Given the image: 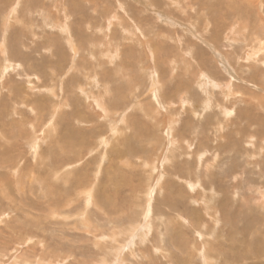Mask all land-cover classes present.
<instances>
[{"label": "rangeland", "instance_id": "1", "mask_svg": "<svg viewBox=\"0 0 264 264\" xmlns=\"http://www.w3.org/2000/svg\"><path fill=\"white\" fill-rule=\"evenodd\" d=\"M0 45V264H264V0H0Z\"/></svg>", "mask_w": 264, "mask_h": 264}, {"label": "bare ground", "instance_id": "2", "mask_svg": "<svg viewBox=\"0 0 264 264\" xmlns=\"http://www.w3.org/2000/svg\"><path fill=\"white\" fill-rule=\"evenodd\" d=\"M58 1H59V0H58ZM63 3H64V2H63ZM64 6H65V4H64ZM63 12H64V11H63ZM7 15H8V14H7ZM65 15H66V14H65ZM10 16H11V15H10ZM8 17H9V16H8ZM3 18H5V17H3ZM6 18H7V17H6ZM66 19H68V18L66 17ZM5 20H6V19H4V21H5ZM9 20H10V22H11V19H9ZM4 21H3V22H4ZM7 21H8V20H7ZM8 22H9V21H8ZM12 22H13V20H12ZM12 22H11V23H12ZM55 26H56L57 28H59L58 25H55ZM55 26H54V27H55ZM61 26H62V25H61ZM61 26H60V29H61ZM56 27H55V29H56ZM65 27H67V26H65ZM65 27H64V28H65ZM213 27H214V26H213ZM53 29H54V28H53ZM62 29H63V28H62ZM65 32H66V30L64 31V33H65ZM67 32H68V31H67ZM67 32H66V34H67ZM69 32H70V31H69ZM66 37H67V36H66ZM68 38H69V37H68ZM69 39H70V38H69ZM69 41H72V39H71V40H68L67 43H68ZM1 44H3V43H1ZM72 44H73V43H72ZM2 46H3V45H0V48H2ZM67 46H68V45H67ZM73 46H74V45H73ZM260 46H261V45H260ZM68 47H69V46H68ZM263 48H264V47H263ZM71 49H74V48H71ZM2 50H3V48L1 49V51H2ZM4 50H5V49H4ZM4 50H3V51H4ZM6 50H7V49H6ZM1 51H0V52H1ZM3 51H2V53H3ZM75 52H76V51H75ZM259 52H260V51H259ZM77 53H78V52H77ZM2 55H3V54H2ZM250 55H252V54H250ZM256 55H257V54H256ZM2 57H3V56H2ZM7 58H9V57L7 56ZM6 63H7V61H6ZM9 63H10V62H9ZM263 64H264V62H263ZM10 65H11V64H10ZM2 66H3V64H2ZM8 66H9V65H8ZM263 67H264V66H263ZM22 68H23V67H22ZM11 70H12V69H11ZM8 71H9V69H8ZM17 71H18V70H17ZM25 75H26V74H25ZM21 76H22V75H21ZM23 77H24V76H23ZM1 78H2V76H1ZM208 79H209V78H208ZM208 79H207V80H208ZM0 81H1V80H0ZM30 81H31V80H30ZM93 81H94V80H93ZM96 83H97V82H96ZM208 83H210V82L208 81ZM208 83H204V84H206V85L208 86ZM204 84H203V85H204ZM212 84H213V83H212ZM226 84H227V83H226ZM29 85H32V84H29ZM97 85H98V84H97ZM198 85H199V84H198ZM154 86H155V85H154ZM212 86H213V85H212ZM202 87H203V86H202ZM202 87H200V89H201ZM212 88H213V87H212ZM220 88H221V87H220ZM227 88H228V87H227ZM1 89H2V88H1ZM152 89H153V88H152ZM202 89H204V88H202ZM224 89H225V88L223 87V90H224ZM228 89H230V88H228ZM228 89H226V90H228ZM210 90H211V89H210ZM230 91H231V90H230ZM203 92H204V91H203ZM209 92H210V91H209ZM227 92H228V91H227ZM53 95H54V94H53ZM183 95H184V94H183ZM98 103H99V102H98ZM103 103H104V102H103ZM101 105H102V103H101ZM207 108H208V107H207ZM102 109H103V108H102ZM105 112H106V111H105ZM107 114H108V113H107ZM49 126H50V125H49ZM51 128H52V127H51ZM103 144H104V143H103ZM86 197H87V196H86ZM90 198H91V197H90ZM85 203H86V202H85ZM87 203H88V200H87ZM87 203H86V204H87ZM87 205H88V204H87ZM84 211H85V210H84ZM146 218H147V217H146ZM160 222H161V221H160ZM132 228H133V227H132ZM134 228H135V227H134ZM143 229H144V228H143ZM131 230H132V229H131ZM140 231H141V230H140ZM144 231H145V230H144ZM131 232H133V231H131ZM136 232H138V231L136 230ZM136 232H135V233H136ZM141 232H142V231H141ZM111 234H112V236H113V233H111ZM114 234H115V233H114ZM139 234H140V233H139ZM140 235H141V234H140ZM112 236H111V237H112ZM131 236H132V234H131ZM142 236H143V235H142ZM114 237H115V236H114ZM132 237H133V236H132ZM120 238H121V235H120ZM136 238H137V237H136ZM140 238H141V237H140ZM124 239H125V238H124ZM137 239H138V238H137ZM105 240H107V239H105ZM130 240H131V239H130ZM109 241H110V239H109ZM111 243H112V242H111ZM136 243H137V242H136ZM103 245H105V244H103ZM121 245H122V244H121ZM140 245H141V244H140ZM114 246H115V244H114ZM135 246H136V245H135ZM106 249H107V248H106ZM113 249H114V248H113ZM131 249H132V248H131ZM139 250H140V249H138V251H139ZM114 251H115V250H114ZM130 253H131V252H130ZM106 254H107V253H106ZM111 254H112V253H111ZM108 255H109V254H108ZM134 256H135V255H134ZM201 256H202V255H201ZM205 256H208V255H205ZM143 257H144V256H143ZM143 257H142V258H143ZM135 258H136V256H135ZM206 258H207V257H206ZM133 259H134V257H133ZM206 260H207V259H206ZM218 261H219V260H218ZM121 263H122V262H121ZM122 264H124V262H123Z\"/></svg>", "mask_w": 264, "mask_h": 264}]
</instances>
